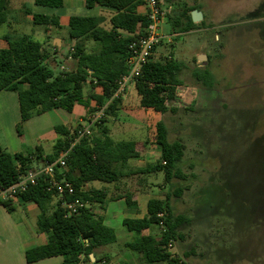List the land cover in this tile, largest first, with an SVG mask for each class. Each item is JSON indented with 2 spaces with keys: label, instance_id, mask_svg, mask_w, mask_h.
Here are the masks:
<instances>
[{
  "label": "trees",
  "instance_id": "obj_1",
  "mask_svg": "<svg viewBox=\"0 0 264 264\" xmlns=\"http://www.w3.org/2000/svg\"><path fill=\"white\" fill-rule=\"evenodd\" d=\"M88 9L108 8L116 13L111 18V29L101 26V19L96 17H71L69 36L77 44L70 56L76 62L72 71H56L52 64V54L44 43L31 35L5 34L0 39L6 42L7 49L0 56V91L16 92L19 98L21 124L42 114L64 110L72 113L75 106L89 107L88 116H93L99 107H107L106 116L92 131V135L80 140L72 149L67 161V169H57L58 178L66 179L75 188V198L89 202L88 208L78 215L67 218L65 210L54 191H48L45 177L38 184L17 199L22 204H35L40 210L38 232L48 236L47 244L26 251V261L36 263L42 260L63 257L62 264H81V257L91 261L95 251L103 246L117 242L115 230L104 224L97 214L95 206L108 201L105 189L87 188L98 181L105 184H117L127 176L164 173L166 184L179 181L172 193L164 198L152 199L148 203V214L143 219H126L123 227L134 234V239L127 244V249L142 256L146 264H188L177 257L171 249L182 239V229L191 222L185 214H176L172 198H182L190 183L197 180V175H187L183 171L186 146L181 141L170 142L169 130L165 123L157 125L155 139L143 144L135 141H115L108 119L118 116L125 94L113 99L118 82L129 71L130 43L145 34L149 25L147 14L138 13L144 6L143 0H83ZM11 0H0V28L10 26ZM35 6L48 10H58L64 6V0H35ZM201 8H192L175 21V33L192 31L197 26L192 21L191 13ZM31 14L35 25L45 26L47 30L61 29L60 17L56 14ZM180 18H186L184 25ZM204 24V22H202ZM93 42L95 47L88 52L86 43ZM184 66L168 57L162 61L153 58L144 68L141 77L134 84L142 110L165 114L176 113V104L180 102L183 86ZM193 78L204 88L214 89V76L208 68L193 71ZM90 88L88 97L86 88ZM100 89L101 93L97 90ZM94 103V106L91 104ZM81 126V125H80ZM59 139L52 152L45 155L43 147L37 146L32 151L10 154L0 151V189L15 185L20 176L48 163H54L62 152L71 148L77 129L65 125L55 127ZM96 134H93L95 133ZM154 142L160 152V158L137 170H128L131 160L143 158L148 143ZM123 193L110 198L112 201L125 198L129 207L138 205L137 191L123 189ZM109 200V201H110ZM9 213L16 210L12 201L0 202ZM165 213V217L159 215ZM163 227L161 228V223ZM172 244V246H170ZM188 255H186V258ZM96 258V256H95Z\"/></svg>",
  "mask_w": 264,
  "mask_h": 264
},
{
  "label": "rangeland",
  "instance_id": "obj_2",
  "mask_svg": "<svg viewBox=\"0 0 264 264\" xmlns=\"http://www.w3.org/2000/svg\"><path fill=\"white\" fill-rule=\"evenodd\" d=\"M24 1L28 6L34 3ZM160 1L168 15L163 33L172 35L173 44L160 46L154 59L171 56L184 66L178 111L160 114L142 110L137 91L129 87L123 108L106 125L117 142L142 141L147 136L153 141L157 125L163 122L169 141L186 146L183 171L198 178L182 198H172L174 212L191 218L172 253L188 264H264V0ZM196 7L201 8L204 24H196L191 33H175L176 19ZM180 19L187 23L186 18ZM10 25L0 28V34L43 31L18 2L10 13ZM53 32L58 39V29ZM71 51L69 43L59 50L56 46L51 58L56 71L75 69L76 62L69 59ZM201 55L207 56L206 66L198 60ZM204 68L214 76L212 90L193 78V71ZM86 90L88 93L90 88ZM85 116L87 119L88 113ZM43 145L48 148L47 143ZM152 145L147 149L148 160L138 164L140 168L160 158L155 152L157 145ZM143 177L159 198L179 185L178 180L166 184L163 172ZM106 206L117 204L108 202ZM10 215L16 222L23 220L14 212ZM36 222L34 217L27 220L30 227L38 229Z\"/></svg>",
  "mask_w": 264,
  "mask_h": 264
},
{
  "label": "crops",
  "instance_id": "obj_3",
  "mask_svg": "<svg viewBox=\"0 0 264 264\" xmlns=\"http://www.w3.org/2000/svg\"><path fill=\"white\" fill-rule=\"evenodd\" d=\"M16 2L19 3L20 9H23L25 12L30 9L34 13L56 14L60 17L62 28L58 29V39L53 36V31L55 29L47 30L45 26L35 25L32 16L31 21L33 24L39 28L42 27L43 31L34 32L33 30L31 33H22V35H31L39 39L40 42L44 43L47 51L50 52L52 56L57 45L59 50L65 44L69 43L72 50L77 44V41L71 40L69 36V21L71 17L99 18L102 21L101 26L109 30L111 29V18L116 13L114 10L108 8H95L90 10L86 7L83 0H64V6L58 10L36 7L35 0L33 5L31 4L30 6H28L24 0H11L10 12ZM86 9L89 10V12L85 13ZM79 11L85 14H78ZM138 13L142 15L147 14V8L145 6L140 7ZM7 27L10 28L11 25ZM191 32L192 31L188 33ZM3 35L5 34H0V38ZM85 46L88 52L95 47L93 42H87ZM6 49V42L0 39V56ZM131 88L136 90L135 86H130V89ZM97 92L101 93V90L98 89ZM89 94L90 90L88 93L86 90V97H88ZM94 105V103L91 104V106ZM122 108L123 105L121 106V109ZM88 110L89 107L77 105L72 113L60 109L42 114L25 122L22 125V131H24V133L20 134L18 129L21 124V112L18 94L11 91H0V151L17 154L32 151L37 146H41L43 147V153L45 155L50 154L46 149H53L54 144L60 137L59 135L56 137L54 133L51 134V131L55 132V127L60 125H65L76 130L80 125L84 124L86 120L85 115L88 113ZM44 124H46V126H43ZM129 141L143 144L148 141V136L142 141ZM44 143H47L48 148H45L43 145ZM150 146L153 148L152 143H148L146 146L145 159H143V156V158L139 160L129 161L128 170L140 169V165L138 164L148 160L150 152L147 151V149ZM155 152L156 155H160L159 150ZM145 175L150 174L127 176L121 179L117 184H105L95 181L87 185V188L90 189H105L108 192L107 203L112 202L113 204H117V207H107V203L104 205V208L100 205L95 206V210L97 214L103 218L104 224L115 230L117 242L98 248L95 251L96 258L94 255L90 256L91 261H87L85 257H83L81 264H146L142 256L127 249V244L134 239V234L126 231L123 227V222L126 219H143L146 217L148 214L149 201L152 199H159V197L154 195L153 188L150 187L147 179L143 177ZM130 183H132L133 186H131ZM125 188H133L132 190L137 191L135 199L138 205L136 207H129L125 198L117 201L110 200V198L122 194ZM15 207L16 210L14 213L21 215L23 219L20 220V222H16L12 215L8 213L7 209L0 205V264H30L26 261V251L31 248L43 246L48 242V236L45 233H40L37 228L30 227L27 224V220L30 217H34L38 222L40 213L37 205L17 202ZM63 261L64 258L59 256L31 264H62Z\"/></svg>",
  "mask_w": 264,
  "mask_h": 264
},
{
  "label": "built area",
  "instance_id": "obj_4",
  "mask_svg": "<svg viewBox=\"0 0 264 264\" xmlns=\"http://www.w3.org/2000/svg\"><path fill=\"white\" fill-rule=\"evenodd\" d=\"M147 8L149 25L145 34L134 39L129 46V58L127 65L129 71L118 82V89L113 99H118L127 93L130 86L134 85L141 77L144 68L154 58L157 49L162 45L171 46L173 44L172 35H164L162 25L167 18V12L162 8L160 0H143ZM73 51V49H72ZM69 59H72L69 57ZM171 59V56L168 57ZM64 70V68H63ZM107 107H99L93 116H89L84 124L77 128V136L71 146L65 152H62L54 163L45 162L41 167L22 175L19 181L8 189H0V202L12 201L18 202L17 195L24 193L30 187L38 184L41 177H45L48 183V191H54L57 194L61 207L66 212V217L71 218L78 215L82 209L90 206L89 202L75 198V188L72 183L66 179H59L57 169L61 172L67 169V161L73 147L83 138L92 135L93 129L100 124L106 116ZM165 217V213L159 215ZM163 222L161 223V228ZM172 246V244H170ZM84 256L81 257V259Z\"/></svg>",
  "mask_w": 264,
  "mask_h": 264
},
{
  "label": "water",
  "instance_id": "obj_5",
  "mask_svg": "<svg viewBox=\"0 0 264 264\" xmlns=\"http://www.w3.org/2000/svg\"><path fill=\"white\" fill-rule=\"evenodd\" d=\"M191 16H192V21L195 24L201 23L204 20V15L199 10H194ZM198 60H200V62H202L205 66L207 65V56L201 55Z\"/></svg>",
  "mask_w": 264,
  "mask_h": 264
}]
</instances>
